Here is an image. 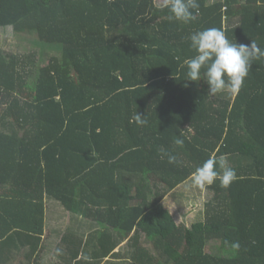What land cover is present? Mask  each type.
Here are the masks:
<instances>
[{"label": "trees", "instance_id": "trees-1", "mask_svg": "<svg viewBox=\"0 0 264 264\" xmlns=\"http://www.w3.org/2000/svg\"><path fill=\"white\" fill-rule=\"evenodd\" d=\"M198 3L185 24L164 0H0V27L60 52L35 72V53L0 47V251L41 249L51 197L100 224L83 264H119L126 239L127 264H264V57L236 94L209 95L180 67L197 30L264 48V0ZM209 157L235 179L178 224L161 202Z\"/></svg>", "mask_w": 264, "mask_h": 264}, {"label": "clouds", "instance_id": "clouds-1", "mask_svg": "<svg viewBox=\"0 0 264 264\" xmlns=\"http://www.w3.org/2000/svg\"><path fill=\"white\" fill-rule=\"evenodd\" d=\"M169 19L188 24L196 20L199 10L198 0H164ZM195 10V11H194ZM187 39L194 55L185 58L180 67L186 69L188 81H205L208 94L221 92L236 94L243 87L252 61L264 57V48L252 40L250 45L229 41L225 33L215 27L197 30ZM180 58L177 57V60ZM132 119L139 126L148 123L146 116L136 112ZM183 135V133H181ZM176 145H183L184 139L177 138ZM169 164L179 163L176 155L165 153ZM236 172L226 165L224 157L217 160L209 157L191 173L190 179L195 187L204 188L219 180L221 187H228L235 179ZM238 246V245H237Z\"/></svg>", "mask_w": 264, "mask_h": 264}, {"label": "crops", "instance_id": "crops-1", "mask_svg": "<svg viewBox=\"0 0 264 264\" xmlns=\"http://www.w3.org/2000/svg\"><path fill=\"white\" fill-rule=\"evenodd\" d=\"M100 228L97 221L82 214H73L58 200L47 197L46 226L41 249L27 256L28 250L24 246L19 249L18 246L4 245L0 251V264H83L80 261L86 255L84 247L89 242H95L92 235ZM22 240L17 243L22 245ZM128 242L129 239L124 240L116 249L117 252L121 251L119 260L129 258Z\"/></svg>", "mask_w": 264, "mask_h": 264}, {"label": "rangeland", "instance_id": "rangeland-1", "mask_svg": "<svg viewBox=\"0 0 264 264\" xmlns=\"http://www.w3.org/2000/svg\"><path fill=\"white\" fill-rule=\"evenodd\" d=\"M214 1V0H211ZM216 1V0H215ZM37 35L20 34L13 26L0 27V47L6 53L17 54L22 57L35 53L37 61L34 71L49 63L53 55H60L59 51L46 49L41 44H36ZM213 198V193L209 187L199 188L193 186L191 179L169 192L162 200L161 204L168 209L178 224H185L190 227L195 222L205 218L207 203ZM145 237V236H144ZM220 241L213 240L207 246V251L218 252ZM111 258V257H110ZM119 260V264H127L130 259ZM123 261V262H120Z\"/></svg>", "mask_w": 264, "mask_h": 264}]
</instances>
